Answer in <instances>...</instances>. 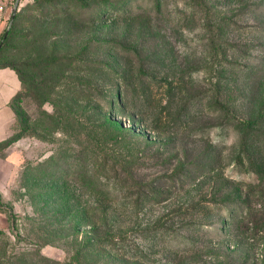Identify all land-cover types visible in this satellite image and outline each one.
Returning a JSON list of instances; mask_svg holds the SVG:
<instances>
[{"label": "rangeland", "instance_id": "rangeland-1", "mask_svg": "<svg viewBox=\"0 0 264 264\" xmlns=\"http://www.w3.org/2000/svg\"><path fill=\"white\" fill-rule=\"evenodd\" d=\"M15 2L0 0V37L13 23ZM103 2L19 0L17 10L22 9V18L0 63L16 60L21 52L17 47L33 36L28 41L30 49L53 44L60 49L58 52L79 59L67 64L72 68L68 75L72 80L67 82L72 91L55 93L59 86L54 89L52 85L53 94L45 101L23 96L16 103L28 116V128L24 129L23 122L15 115L0 139V264L5 261L11 264H239V259L245 260L242 264H263L262 234L236 235L231 225L225 224L230 222L235 203H220L219 191L224 181L253 177L230 161V147L238 139L235 129H225L224 136L219 135L223 131L208 130L220 146L226 147L220 166L224 176L195 175L191 179L188 175L193 168L175 171L172 161L176 160L169 157L176 151L172 136L179 134L151 126L153 113L158 112L160 101L164 103L167 97L165 80L172 71L153 69L150 63L153 47L148 45L153 41H147L153 39V33H168L173 47L170 56L187 55L186 60L194 62L200 59L203 44L198 38L203 32L193 28L184 30L182 21L170 23L166 18L163 21L153 18V0H123L116 4L120 7L116 11L110 7L104 9ZM184 5L185 0H167L163 9L182 10ZM61 7H69L72 15L54 14ZM238 22L246 25L253 20L244 14ZM43 27L51 33H43ZM253 34L259 32L248 25L236 30V35L243 39ZM129 81L133 85L126 94L125 111L117 98L115 107L111 108L108 98L116 97L119 84L124 94V82ZM186 81L185 87L196 91L204 85L203 73L197 71ZM186 95L183 90H176L169 110L174 112ZM249 107L247 103L244 105V109ZM65 109L73 110L69 115L71 120L55 124L48 132L41 130L42 126H35L34 121L50 124L47 114L64 113ZM186 110L193 116H188L192 125L198 126L204 120L210 123L215 116L213 109L199 99ZM104 112L122 123L127 136L133 133L129 128L143 138L149 136V143L140 141L137 145L139 159L134 170L143 180L158 177L156 188L167 198L145 203L140 208L133 206L134 196L128 197L124 182L113 178L112 162L116 155L127 153L126 144L97 145L87 137L86 131L79 130L78 123L83 121V125L92 126L99 123ZM102 130L103 127L98 128ZM104 147L111 154L105 162L101 159ZM96 153L100 154L97 161ZM175 172L178 182L174 184ZM201 196L205 198L198 210L187 208ZM212 199L218 203H210ZM59 210L64 218L53 216ZM106 220L112 228L108 230L119 235V240L82 250L88 236L103 235Z\"/></svg>", "mask_w": 264, "mask_h": 264}, {"label": "trees", "instance_id": "trees-1", "mask_svg": "<svg viewBox=\"0 0 264 264\" xmlns=\"http://www.w3.org/2000/svg\"><path fill=\"white\" fill-rule=\"evenodd\" d=\"M119 2L122 3L123 0H104V9L110 7L113 11L119 10V5H116ZM153 2V18L161 21L166 18L170 23L177 20L179 23L182 21L184 30L187 28L200 29L203 33L198 40L203 46L200 59L188 62L187 55L183 57L170 56L173 47L168 33H153V39L147 41H153V44H148L153 47V61H150L153 64V69H165L169 73L172 71L169 75L170 78L166 77L165 80L167 97L164 103L160 101L158 112L153 113L151 126L156 130L179 134L172 136L175 138L172 139L174 143L172 147L176 151L169 157H174L176 160V162L172 161L175 171L176 169L181 171L184 167L193 168V171L188 175L191 176L189 177L191 179L195 178V175H204L209 178L224 176V171L220 166L226 147L225 145L220 146L208 130L223 131L219 135L224 136L225 129H235L238 139L230 147V161L240 171L249 172L253 177L250 180L230 179L222 183L219 191L222 196L220 203L222 205L228 202L235 203V207L231 210L230 222L227 221L225 224L229 223L236 235L249 237L261 233L264 237V0H185L182 10L174 9L176 13L174 10L167 9L166 12L163 9V4L167 0H153ZM21 10L16 11L7 35L4 36L7 28L1 34L0 41L3 39V43L0 47V57L2 58L4 57L3 53L11 46V40L16 36V27L22 18ZM60 13L72 15L69 7L57 8L54 12V14ZM244 14L248 15L253 23L246 22V25L239 23L238 20L243 18ZM196 18L197 21H195ZM247 25L258 31L259 35H246L248 39L238 37L236 30ZM43 30L42 32L45 34L50 32L44 27ZM34 38L35 36L30 37L29 40ZM255 39L260 41L255 42ZM28 41L17 47L21 52L20 55L18 53L16 60L0 63V66L13 67L22 81V88L12 99L11 106L15 115L23 122L24 129L28 128V116L22 113L16 101H20L25 95L40 97L42 101H45L49 99L50 94H53L55 86L56 88L59 86V90L54 91L55 93L72 91L71 87L67 85L70 79L68 75L72 68L67 64L78 58L58 52L60 49L55 48L53 44L40 49H30ZM253 51L257 53L253 55ZM197 71L203 73L204 85L196 91H191L185 87L186 80L191 79L193 73ZM124 84L126 86L124 94L121 88L122 84H119L114 93L116 97L108 98L111 108L115 107L117 98L125 111L126 94L128 95V88L133 84L130 81L124 82ZM52 85L54 89H50ZM178 89L187 94L186 100L177 103L173 112L169 110L171 109L170 104ZM146 95L148 97L149 94L146 92ZM196 99L202 100L204 106L213 109L215 116L213 120L209 121L210 123H205L207 120H204L198 126L192 125L191 119L188 118V116L191 117V114L186 109H190ZM64 103L69 104L68 101ZM246 103L250 106L248 109H244ZM71 110L65 109L64 113L59 111L55 114L48 113L50 124H38L37 121H34V124L42 126L41 130L48 132L51 127H56L55 124L60 125L64 121L71 120L69 118ZM142 112L145 114L146 109H143ZM87 120L89 121V119ZM78 125L79 130L86 131L87 137L97 145L107 146L110 142L126 144L127 153L116 155V160L112 162L113 172H115L113 178L120 183L124 182L128 197L134 196L133 206L140 208L145 203H153L154 200L159 201L167 198L163 197L165 195L163 191L156 188L158 177L143 180L138 176L140 174L134 170L136 160L139 159L137 145L140 141L149 143L148 135H144L143 138L132 128H129L128 130L133 133L127 136L122 123L108 112H104L102 117H99V123L85 126L82 121ZM194 126H197V129ZM99 127H103V130L98 131ZM104 148V155L101 157L103 162L110 154L107 147ZM99 155L96 153V161ZM176 173L174 177L172 175L173 180ZM177 179L174 180V184L178 182ZM82 182L86 181L82 180ZM107 196L110 195L107 194ZM125 197L124 195L123 200ZM204 198L203 196L199 197L198 201H193L187 208L198 210ZM214 201V199L209 200L210 203H214ZM215 202L218 203V201ZM57 215H59L58 218L65 217L60 210L53 216L57 217ZM190 222L193 223L192 221L188 223ZM95 225L93 224V231L96 232ZM103 226L105 228L103 235L88 236L81 245L82 250L98 245H109L110 241L117 242L119 240V235L108 230H112V228L109 227L107 220L103 222ZM76 252L79 254L80 248L76 249ZM53 261L56 262V260ZM77 261H80L79 255ZM94 262H98V260ZM238 263H245V260L240 261L239 259ZM3 264L11 263L5 261Z\"/></svg>", "mask_w": 264, "mask_h": 264}, {"label": "crops", "instance_id": "crops-1", "mask_svg": "<svg viewBox=\"0 0 264 264\" xmlns=\"http://www.w3.org/2000/svg\"><path fill=\"white\" fill-rule=\"evenodd\" d=\"M21 88L22 81L17 71L11 66H0V139L15 119L11 101Z\"/></svg>", "mask_w": 264, "mask_h": 264}, {"label": "water", "instance_id": "water-1", "mask_svg": "<svg viewBox=\"0 0 264 264\" xmlns=\"http://www.w3.org/2000/svg\"><path fill=\"white\" fill-rule=\"evenodd\" d=\"M18 4H19V0H16V2H15V7H14V12H13V15H12L11 22H12L13 19L15 18L16 11H17V9H18ZM9 28H10V26L6 29V31H5V35H4V36L7 35L8 31H9ZM2 43H3V39L0 41V47H1Z\"/></svg>", "mask_w": 264, "mask_h": 264}]
</instances>
